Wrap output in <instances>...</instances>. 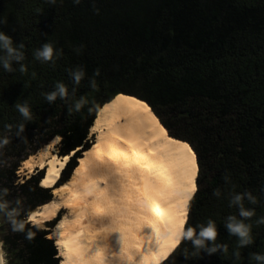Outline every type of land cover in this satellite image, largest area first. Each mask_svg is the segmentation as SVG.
<instances>
[{
  "label": "trees",
  "instance_id": "obj_1",
  "mask_svg": "<svg viewBox=\"0 0 264 264\" xmlns=\"http://www.w3.org/2000/svg\"><path fill=\"white\" fill-rule=\"evenodd\" d=\"M0 20L7 21L0 31L15 45L23 42L27 69L21 73L14 62L9 73L0 66V138L10 140L0 150V200L17 208V220L25 223L23 232H13L0 213L10 264L62 260L50 237L62 211L44 226L29 220L35 209L52 200L53 192L41 184L44 169L19 175L22 162L59 136V155L74 151L56 186L67 182L95 141L90 129L98 111L119 93L147 101L171 135L193 145L200 170L187 223L214 220L217 243L228 245L223 255L185 259L184 249L193 251L185 241L159 264H256L249 253H264V225L255 223L264 216V0H56L55 5L0 0ZM47 41L63 49L54 63H41L33 55ZM80 45L84 47L77 54L74 49ZM77 66L86 73L79 85L69 75ZM57 82L66 85L69 97L49 104L44 93ZM82 96L87 103L77 111L73 105ZM24 100L31 121L14 107ZM21 123L25 131L17 138ZM5 125L13 126L11 132ZM217 188L219 198L213 195ZM233 190L251 192L257 199L254 205L244 201L256 215L247 221L253 225L254 243L240 249V260L232 255L236 238L224 228L229 215L238 217V208L229 206Z\"/></svg>",
  "mask_w": 264,
  "mask_h": 264
},
{
  "label": "bare ground",
  "instance_id": "obj_2",
  "mask_svg": "<svg viewBox=\"0 0 264 264\" xmlns=\"http://www.w3.org/2000/svg\"><path fill=\"white\" fill-rule=\"evenodd\" d=\"M91 129L98 132L96 141L70 180L54 190L66 189L70 202L81 206L50 234L64 253L61 263H161L173 251L175 233L188 219L189 196L197 190L196 150L171 135L147 101L125 93L102 106ZM49 149L50 143L38 151L46 168L41 184L55 186L70 154L49 156ZM60 204L52 199L30 220L53 215Z\"/></svg>",
  "mask_w": 264,
  "mask_h": 264
},
{
  "label": "clouds",
  "instance_id": "obj_3",
  "mask_svg": "<svg viewBox=\"0 0 264 264\" xmlns=\"http://www.w3.org/2000/svg\"><path fill=\"white\" fill-rule=\"evenodd\" d=\"M51 5H55L56 0H47ZM75 4H79L81 0H73ZM98 13L99 10L96 9ZM7 21L0 20V24H6ZM83 45L75 48L77 54H80L83 49ZM24 48L23 42L15 45L11 36L5 34L3 31H0V66L6 72H13V63L20 64V72L25 73L27 71L25 65L22 61L25 60V55L22 49ZM63 54V49L55 48L53 42L47 41L41 47L35 49L33 55L35 60L41 63L55 62V59H59ZM55 58V59H54ZM69 75L73 80L75 85H79L81 80L85 77V69L83 66H77L73 70H69ZM95 75H99V70L97 69ZM35 77V73H33ZM90 87L95 90L97 87L95 79L90 80ZM75 91V89L73 90ZM45 99L49 104L56 101L57 97L60 99H67L69 97V91L66 85L63 82H57L54 88L51 91L44 93ZM87 99L85 97H80L75 101L73 107L75 110L79 111L85 104ZM14 107L20 113L25 121L32 120V114L30 106L27 100H24L23 103L17 102ZM71 112L72 109L70 108ZM12 125H5V128L8 132H11ZM25 131V124L21 123L17 126V131L15 133L16 137L19 138ZM10 140L7 135L0 138V150L5 148L9 144ZM225 181H229V177H224ZM235 186H233L234 188ZM195 189H193L194 195ZM4 194H7V190H4ZM213 195L217 198L221 196V190L219 188L214 189ZM193 198L192 195L189 196V200ZM247 200L250 204H256L257 199L252 195L251 192L245 191L243 193H236L234 190L230 194L229 206H235L238 208V217L237 215H229L225 222L224 228L227 230L230 237H235L237 241L236 249L233 251L232 255L236 260L241 259L240 249L250 246L254 243L252 236L253 225L250 222L251 218L256 215L253 208H246L244 201ZM0 213H3L8 223L11 225L13 232H23L25 228V223L22 220H17L19 211L17 208H10L8 201L0 200ZM256 225H264V216L259 217L255 221ZM219 237V230L214 220L208 219L206 224H197L195 226L185 222H182V227L175 233L174 243L172 245V250H175L182 244L187 241L192 245L193 251L189 254L188 249L185 248L182 255L185 259L191 257L201 258V253H206L208 255L222 253L226 254L228 252V245L224 243H217ZM26 238L31 240L33 234L28 232ZM250 260H254L256 264H264V253H249ZM0 264H9L8 253L5 250V242L3 239H0Z\"/></svg>",
  "mask_w": 264,
  "mask_h": 264
},
{
  "label": "rangeland",
  "instance_id": "obj_4",
  "mask_svg": "<svg viewBox=\"0 0 264 264\" xmlns=\"http://www.w3.org/2000/svg\"><path fill=\"white\" fill-rule=\"evenodd\" d=\"M129 95H131V94H129ZM139 98V97H138ZM151 107V106H150ZM152 108V107H151ZM153 110V109H152ZM154 111V110H153ZM155 112V111H154ZM156 113V112H155ZM157 115V114H156ZM159 117V116H158ZM95 122V121H94ZM92 128V127H91ZM90 135L92 136L93 135V137H94V140L96 141V138H97V135H98V132L97 131H93L92 129H90ZM59 140H60V138H57V139H55L54 141L53 140H51L49 143H50V149H49V156H51V154L52 153H55V154H57L58 156H60L59 155V153H58V149H57V143L59 142ZM48 143V144H49ZM44 147V146H43ZM42 147V148H43ZM41 149V148H40ZM39 149V150H40ZM38 150V151H39ZM38 151L36 152V153H34V154H32V155H37V157H34V158H30L32 155H30L27 159H30V163H28V164H24V161H26V160H24L23 162H22V165H21V168H20V170L18 171V173H19V175H21L22 177L23 176H30V175H32V174H34V173H36L38 170H41V169H44L45 170V173H46V168L45 167H40V165H39V154H38ZM85 152V151H84ZM84 152H83V154H84ZM74 153V151L73 152H71V154H70V157H71V155ZM60 157H63V156H60ZM70 157H69V159H70ZM67 164V163H66ZM66 166V165H65ZM33 168V170L32 171H30V168ZM65 168V167H64ZM63 168V169H64ZM63 169H62V171H63ZM62 171H61V173H62ZM72 175H73V172H72ZM72 175H71V177H72ZM60 176H61V174H60ZM70 177V178H71ZM59 180V179H58ZM70 180V179H69ZM68 180V181H69ZM61 186V185H60ZM46 187H51L52 188V192H53V198L52 199H56V200H58V201H61V204L59 205V209H58V211L56 212V213H54L53 215H51V216H49V217H47V218H42V219H37V220H31L33 223H36V224H38V225H40V226H44V223H45V221H47V220H51V219H53V218H55L58 214H59V212H61L62 214H61V219L65 216V217H73V216H75V214L80 210V208H81V206H77L74 202H70V200L68 199V195H67V190L66 189H58V190H56V191H54L55 190V188H58L59 186H56V184H55V186H46ZM44 205V204H43ZM42 206V205H41ZM41 206H39L37 209H39ZM60 219V220H61ZM29 220H30V217H29ZM59 220V221H60ZM59 221L57 222V224L59 223ZM57 224L55 225V227H53V229H52V232H54V231H56V227H57ZM61 235V232H60V230H58V233H57V237H59ZM52 238H54V237H52ZM0 239H1V235H0ZM56 241H57V239L56 238H54ZM57 244V243H56ZM57 246H58V244H57ZM58 248H59V254H60V256H61V258H63V256H64V253H63V251H62V249L58 246ZM5 250H6V248H5ZM8 260H9V264H10V259H9V257H8ZM62 264V263H61Z\"/></svg>",
  "mask_w": 264,
  "mask_h": 264
}]
</instances>
